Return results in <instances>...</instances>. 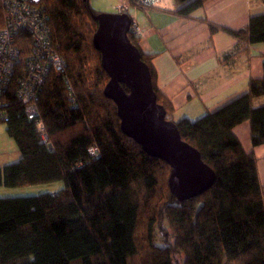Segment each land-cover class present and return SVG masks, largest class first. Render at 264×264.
<instances>
[{
    "label": "trees",
    "instance_id": "trees-1",
    "mask_svg": "<svg viewBox=\"0 0 264 264\" xmlns=\"http://www.w3.org/2000/svg\"><path fill=\"white\" fill-rule=\"evenodd\" d=\"M91 1L41 0L54 49L65 61V72H50L38 91L52 148L26 116L15 85L3 96V122L20 158L0 166V186L63 187L0 197V264H264V186L256 158L233 130L248 120L252 144L264 143V104L254 105L264 96V79L250 80L248 93L215 112L175 122L216 173L209 190L181 200L169 186L170 165L124 133L117 106L104 93L110 78L93 42L101 11ZM176 1L186 4L172 13L188 17L209 0ZM205 21L212 33L223 30L238 40V51L226 58L264 42V14L239 30ZM129 38L149 67L158 103L174 121L152 55L142 51L140 37L130 32ZM17 44L26 56L33 41L21 32ZM17 71L23 73V63ZM91 146L98 147L96 156Z\"/></svg>",
    "mask_w": 264,
    "mask_h": 264
},
{
    "label": "crops",
    "instance_id": "crops-1",
    "mask_svg": "<svg viewBox=\"0 0 264 264\" xmlns=\"http://www.w3.org/2000/svg\"><path fill=\"white\" fill-rule=\"evenodd\" d=\"M118 3L113 0L110 8L115 11ZM185 4L172 0L169 7H133L130 11L142 27L139 45L144 53L152 55L157 86L174 109V122L182 118L196 120L215 112L248 93L250 80L264 79V42L226 58L238 51V40L223 30L212 33L205 21L239 30L252 16L264 14V0H209L188 17L172 13ZM263 104L264 96L254 100L256 107ZM233 130L244 150L256 158L264 186V143L252 144L248 120ZM19 158L15 145L14 154L7 161ZM53 184L47 191L56 193L60 188L57 182Z\"/></svg>",
    "mask_w": 264,
    "mask_h": 264
},
{
    "label": "water",
    "instance_id": "water-1",
    "mask_svg": "<svg viewBox=\"0 0 264 264\" xmlns=\"http://www.w3.org/2000/svg\"><path fill=\"white\" fill-rule=\"evenodd\" d=\"M96 20L93 42L110 78L104 93L117 106L122 130L148 154L170 165L169 186L179 199L206 192L213 186L216 173L198 149L182 139L176 123L158 103L149 67L129 38L130 14L101 12Z\"/></svg>",
    "mask_w": 264,
    "mask_h": 264
},
{
    "label": "built area",
    "instance_id": "built-area-1",
    "mask_svg": "<svg viewBox=\"0 0 264 264\" xmlns=\"http://www.w3.org/2000/svg\"><path fill=\"white\" fill-rule=\"evenodd\" d=\"M172 0H119L117 12L128 13L133 7L164 6L169 7ZM0 122L8 119L3 100L11 84L15 85L14 94L25 103V114L34 120L42 141L52 148L44 122L39 118L37 100L38 91L50 72H65V61L54 49L48 15L41 0H0ZM132 18V17H131ZM21 32L29 34L33 41L26 56L20 54L17 36ZM131 32L142 36V27L132 18ZM23 63V73H16L19 64ZM17 71V72H16ZM70 93L73 94L67 80ZM91 155L99 153L97 146L89 148Z\"/></svg>",
    "mask_w": 264,
    "mask_h": 264
},
{
    "label": "rangeland",
    "instance_id": "rangeland-1",
    "mask_svg": "<svg viewBox=\"0 0 264 264\" xmlns=\"http://www.w3.org/2000/svg\"><path fill=\"white\" fill-rule=\"evenodd\" d=\"M112 1L92 0L91 3L95 9L101 12H117L116 7L115 11L110 8L109 4ZM11 143L13 144V146ZM15 145V141L8 135L6 131V123L0 122V162H4L5 165L14 162L7 160H10V155L14 154ZM52 185L54 184H36L14 188L0 187V197L35 195L41 192H46ZM57 186H59V188H62L63 183L57 182ZM159 237H161V234H159Z\"/></svg>",
    "mask_w": 264,
    "mask_h": 264
}]
</instances>
